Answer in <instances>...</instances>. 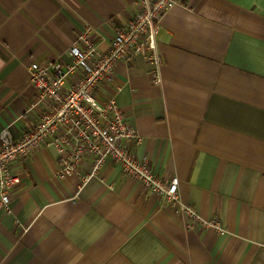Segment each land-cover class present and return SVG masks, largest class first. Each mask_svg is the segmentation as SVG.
<instances>
[{
	"label": "crops",
	"instance_id": "obj_1",
	"mask_svg": "<svg viewBox=\"0 0 264 264\" xmlns=\"http://www.w3.org/2000/svg\"><path fill=\"white\" fill-rule=\"evenodd\" d=\"M135 2L0 0V131L38 118L31 62L69 61L84 25L107 49ZM156 41L158 66L119 60L99 95L141 136L136 158L178 177L181 202L224 232L188 227L110 159L85 183L59 178L47 145L10 164L20 183L0 210V264H264V0H178Z\"/></svg>",
	"mask_w": 264,
	"mask_h": 264
},
{
	"label": "built area",
	"instance_id": "obj_2",
	"mask_svg": "<svg viewBox=\"0 0 264 264\" xmlns=\"http://www.w3.org/2000/svg\"><path fill=\"white\" fill-rule=\"evenodd\" d=\"M177 3L178 0H136L132 19L115 28L107 49L99 48L92 28L84 25L77 41L67 47L69 61L57 58L29 64L30 84L36 91L34 106L39 115L32 128L17 136L9 127L0 131V210L11 212L14 190L20 183L11 162L27 158L41 146L53 145L59 154V178L74 175L85 183L110 159L127 176L169 203L174 212L189 219L188 227L199 224L224 232L218 219L204 218L181 202L178 177L165 181L154 173L147 159L136 158L134 148L141 136L126 120L113 95H99L100 88L111 81L119 60L128 61L140 54L148 64L161 63L156 41L158 22ZM153 77L158 80L156 73Z\"/></svg>",
	"mask_w": 264,
	"mask_h": 264
}]
</instances>
